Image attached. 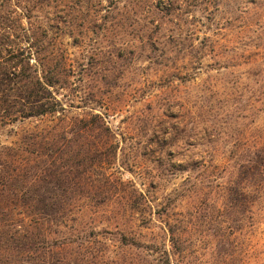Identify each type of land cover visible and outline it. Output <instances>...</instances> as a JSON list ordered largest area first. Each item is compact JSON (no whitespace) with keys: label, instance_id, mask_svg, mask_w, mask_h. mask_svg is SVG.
<instances>
[{"label":"rangeland","instance_id":"obj_1","mask_svg":"<svg viewBox=\"0 0 264 264\" xmlns=\"http://www.w3.org/2000/svg\"><path fill=\"white\" fill-rule=\"evenodd\" d=\"M13 159L72 183L19 264H264V0H0Z\"/></svg>","mask_w":264,"mask_h":264},{"label":"trees","instance_id":"obj_2","mask_svg":"<svg viewBox=\"0 0 264 264\" xmlns=\"http://www.w3.org/2000/svg\"><path fill=\"white\" fill-rule=\"evenodd\" d=\"M6 77H11L15 74L18 62L14 65L6 63ZM13 68V69H12ZM16 68V69H15ZM57 81L48 79V77L37 78L36 84L32 85V92L39 86L46 89L48 86H54ZM26 89H31L29 86L23 85ZM35 102H41L42 110L38 112L40 116L54 114L56 112L55 102L46 99L40 93L34 95ZM46 99V100H45ZM45 100L43 103L42 101ZM80 124L82 122H79ZM79 128H81L79 126ZM43 131L34 136V139L41 138ZM40 143V142H36ZM41 144V143H40ZM37 145V144H36ZM43 158V157H40ZM14 162H9V171L5 169L0 173V190L5 192L4 188L10 186L18 188L19 191L15 195L14 200L4 205L0 202V243L1 248L4 247L7 251L12 248L11 253L6 259L0 256V264H19L20 260L15 258V250L18 244L28 241H35V244L43 245L48 241V231L45 227L58 226L62 224L70 215L72 209V198L66 196L64 189L71 186L70 180L67 182L54 176L53 172L49 173V167L44 168L43 172H39L30 160H25L16 167ZM46 161L45 163H47ZM10 168H13L12 170ZM13 172H11V171ZM10 172V173H9ZM46 174L43 176V174ZM42 188L45 189L42 190ZM49 190L51 191L49 193ZM40 248L35 249L30 253L28 263L35 262V253H41ZM48 255V253H45Z\"/></svg>","mask_w":264,"mask_h":264}]
</instances>
